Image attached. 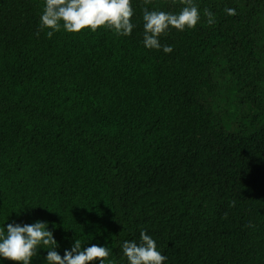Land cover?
<instances>
[{"label":"trees","instance_id":"obj_1","mask_svg":"<svg viewBox=\"0 0 264 264\" xmlns=\"http://www.w3.org/2000/svg\"><path fill=\"white\" fill-rule=\"evenodd\" d=\"M44 2L0 0V228L46 222L61 257L78 239L105 264L142 229L164 264H264V0H194L201 20L160 37L167 54L144 47L143 9L179 0H131L129 36L50 39ZM222 63L263 90L245 123L207 102Z\"/></svg>","mask_w":264,"mask_h":264},{"label":"clouds","instance_id":"obj_2","mask_svg":"<svg viewBox=\"0 0 264 264\" xmlns=\"http://www.w3.org/2000/svg\"><path fill=\"white\" fill-rule=\"evenodd\" d=\"M144 5L153 0H143ZM182 5L178 14L160 10L143 9V45L147 49L171 53L172 47L162 46L160 37L170 29L184 31L194 29L201 20V13L194 0H179ZM228 15H236L235 9L225 10ZM134 10L131 0H45L40 16L39 31H46L50 39L55 32L63 29L68 33H80L85 29L95 33L98 29H107L117 36H129L135 25L131 22ZM206 23H216L214 13L208 8L203 10ZM39 31L37 35H39ZM235 201L230 204L234 206ZM47 229V223L36 221L32 224H8L0 228V258L12 264H31L38 255L41 246L47 249V264H105L111 254L105 246L82 248L80 240H75L70 250H65L63 257L55 250L58 242ZM127 264H164L167 256L157 250L156 241L141 230L139 242L124 241L121 245Z\"/></svg>","mask_w":264,"mask_h":264},{"label":"rangeland","instance_id":"obj_3","mask_svg":"<svg viewBox=\"0 0 264 264\" xmlns=\"http://www.w3.org/2000/svg\"><path fill=\"white\" fill-rule=\"evenodd\" d=\"M249 81L236 80L226 71L224 63L214 72V85L207 102L225 127L245 123L255 113L263 90L254 88ZM254 82L257 84L258 80Z\"/></svg>","mask_w":264,"mask_h":264}]
</instances>
